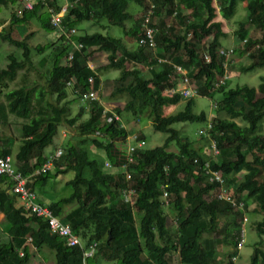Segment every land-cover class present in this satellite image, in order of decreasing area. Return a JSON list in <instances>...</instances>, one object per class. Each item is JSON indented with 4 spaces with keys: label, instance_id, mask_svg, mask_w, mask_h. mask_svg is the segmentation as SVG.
<instances>
[{
    "label": "trees",
    "instance_id": "obj_1",
    "mask_svg": "<svg viewBox=\"0 0 264 264\" xmlns=\"http://www.w3.org/2000/svg\"><path fill=\"white\" fill-rule=\"evenodd\" d=\"M14 1L17 0H0V3ZM134 1L142 7V12L150 2L154 4L150 23L157 29L155 48L137 44L136 50L130 51L120 37L95 31L94 42L106 52V61L100 62L97 56L86 53L83 41L88 36H78L75 24L93 16L97 19L106 18L110 24L121 26L132 19L133 23L124 32L137 39L141 33L142 15L133 17L127 10L128 0H77L69 7L63 22L66 28H76L72 38L81 42L82 46L74 49L72 58L66 61L70 43L64 34L58 33L54 40L49 41L46 46L50 48L52 64L44 73L45 82L49 88L48 94L54 93L56 99L62 98L67 91L73 94L75 88L83 92L93 87L99 93V69H120L115 92L126 91L130 98L124 106L116 104L112 110L121 113L124 108L131 109L138 93H141V104L148 107L154 127L167 134L164 142L137 150L136 162L130 166L133 168V178L128 181L123 173L104 171L100 159L89 153V145L104 149L105 154L114 159L115 143L118 146L119 142L125 140L134 131L137 122L129 120L131 125L127 122L125 127L114 119L107 120L110 112L102 114L105 104L100 94L99 99L80 102L81 113L87 115L79 122L76 117L68 115V101L59 105L46 98L51 114L21 124L22 136L15 154V166L28 175L26 186L35 191L41 202L43 198L40 192L46 190L44 187L50 176L74 171L73 177L64 182L72 188L71 192L45 203L64 222L70 224L73 232L80 237L82 246L66 244L62 236L51 231L46 219L17 203V193L9 189L11 180L3 175L0 177V210L8 221L5 230L9 236L0 241V264H32L35 250L43 245L54 250L55 264H85L87 258L96 253L106 259H117L122 264H144L147 258L151 264H175L172 251H177L180 264H210L214 259L215 244L220 242L234 244V250L226 252L227 258L223 264H236L231 257L237 253L235 246L243 226L242 216L247 215L249 208L248 199L255 203L252 211L261 213V218L255 222V229L258 233H264V134L259 129L264 118V75L260 76L257 85L244 82L228 89L224 88L225 83L217 87L213 85L214 80L226 71L224 56L219 52L218 44L219 37L226 34L223 19L234 14L240 0ZM243 1H246V12L239 19L235 33L237 43L240 39L246 40L240 41L241 48L236 53H247L248 63L241 64L239 68L249 71L264 66V0ZM59 5L58 0H45V4L35 0L32 8L23 10L19 15L13 10L9 19L10 29L14 24L36 18L42 28L52 30L47 6L57 9ZM170 16L174 17L177 25L168 23L167 18ZM247 23L254 29L250 35ZM7 30L0 29V40L8 41L15 49L6 52L7 61L0 65V85L6 84V79L15 78L20 68L38 70L39 65L43 66L48 59L43 55L37 66L33 60V48L40 53L46 46L37 44L32 48L26 36L15 37ZM208 35H212V39L205 46L209 55L207 61L204 52L199 53L198 49L202 39ZM158 57H166L169 62L158 61ZM88 59L94 62V68L88 65ZM173 64L188 69L190 80L199 95L213 97L217 89L223 94L217 107L225 110L228 116L215 117L208 128L209 135L220 150L218 159L210 160V164L222 170L234 195L244 200L245 211L233 209L227 201L213 195L216 186L207 181L202 167L210 157L204 147L194 145L193 140L173 126L176 121H202L204 126L207 125L209 120L206 119V112L193 110L195 98L185 99L180 110L165 112L168 106L182 99L178 92H165L166 86L176 83ZM143 65L151 66L148 67L149 77L143 76ZM90 75L94 76L93 82L88 81ZM70 77H75L73 86L65 83ZM34 88L33 85L21 84L5 92L8 111L29 118ZM38 94L42 93L39 91ZM235 117L244 123H238ZM62 124L74 126L80 139H68L62 152L56 157L52 155L55 171L40 169L48 160L44 148L52 143ZM95 130H100L110 140L93 135ZM138 136L144 138L140 131ZM171 141L176 147H169ZM10 146L9 138L0 136V155L11 154ZM195 157L198 158L196 162ZM36 169L40 170L36 172ZM126 185L134 187L136 191L131 203L125 201L122 193ZM37 187L40 192L36 191ZM164 190L167 191L168 199L165 204L162 196ZM221 214L227 216V221L218 226ZM171 217L178 222L174 231L168 225ZM214 231L222 232L223 236L213 239L208 234ZM28 235L30 241L26 240ZM93 244V255L83 258V249ZM249 264H264V250L257 243Z\"/></svg>",
    "mask_w": 264,
    "mask_h": 264
},
{
    "label": "rangeland",
    "instance_id": "obj_2",
    "mask_svg": "<svg viewBox=\"0 0 264 264\" xmlns=\"http://www.w3.org/2000/svg\"><path fill=\"white\" fill-rule=\"evenodd\" d=\"M246 1H238L234 14L227 18L223 19V29L226 31V34L219 37L218 44L219 47H226L233 45L234 48L236 47V51H234L233 57L234 61L227 67L228 78L225 82L224 88L228 89L230 87H234L240 83H248L250 85H257L260 81V76L264 75V66L256 67L252 70L242 71L239 66L241 64H247L249 61V56L247 53L244 52L242 55H237V49L241 48L240 42H236V29L238 27L239 19L245 16L246 8H245ZM18 0L14 2H10L8 4H1L0 3V29L4 28L5 30H10L13 36L17 37H27V41L29 42L30 46L33 48L35 45H45L53 39V35L55 34L53 28L52 30L44 29L41 27L39 21L35 18H31L26 22L21 24H14L12 29H10V21L9 17L11 12L17 7ZM127 10L133 15V17H139L143 14L142 7L135 2L134 0H128L127 2ZM188 12L190 10H187ZM220 17V16H219ZM168 23H172L177 25L173 16L167 18ZM133 23L132 19H128L123 26L110 24L106 18L97 19L96 17L92 18H84L79 20L75 26L77 28V35L82 37L87 34L88 37L84 39L83 42L86 44V53H92L93 55L97 56L100 62L106 61V52L102 51L98 48L97 44L94 42L93 34L95 31H100L104 34H111L116 37H120L125 44V46L130 51H135L137 48V44L135 39H133L127 32L124 30L128 29L131 24ZM248 27V34H252L254 31L253 26L251 24H246ZM7 30V31H8ZM53 34V35H52ZM257 34H260L258 32ZM212 39V35H208L202 39L198 52H205L206 44L210 43ZM239 40V39H238ZM241 40V39H240ZM15 49L12 45L8 43V41L3 42L0 40V65H4L7 61L6 52ZM50 48L46 46V48L38 53L33 48V60L35 64L38 66L39 60L41 57L47 56V62L43 66L38 67V70L28 69V68H20L17 71V75L13 79H6V84L0 85L1 92H0V136L8 137L11 143V155L14 159L13 164L15 166L16 159L15 154L19 148L21 143V124L23 122L31 121V119L40 116H47L51 114V108L46 103V98L54 103H58L59 105L63 104L65 101L69 102V111L68 115L70 117H76L77 122L81 121L86 117V113H81V103L77 97H75L70 91L66 92L60 99H56V95L48 94V86L45 82L44 73L48 71L52 64V55L50 54ZM20 52V50L18 49ZM18 52V53H19ZM89 58V56H88ZM89 60V59H88ZM230 68V69H229ZM100 76H101V91H99L100 98L102 102L109 108L113 109L116 104H123L130 98V95L126 91L115 92V83L120 74V69L116 67H107L99 69ZM143 76L149 77L150 73L148 71L147 65H143ZM192 82V81H191ZM21 84H28L33 85L35 91L33 92L32 97V113L30 117H21L17 116L16 114L8 111L6 107V98L4 93L8 90L17 87ZM192 86H195L194 83H191ZM218 90V89H217ZM214 94L213 97L211 95H196L192 98H195L193 104L194 111H201L204 110L206 112V119L212 121L215 117H225L228 116L225 110L219 109L217 106L218 100L222 98V93L219 91ZM42 94L39 95L38 92ZM142 96L141 93H138V97L135 100L131 109L124 108L122 109V116L125 120V123L131 125L129 120L134 119L137 122V126L133 127V130L140 131L145 138V147L151 148L155 145L162 144L166 137V132L163 130L156 129L152 123V119L148 114V107L146 105H142ZM141 98V100L139 99ZM184 99H181L175 105L168 106L165 109L166 113H173L177 110H180L184 106ZM141 108V109H140ZM238 123L243 124L244 122L239 118H234ZM173 126L176 127L183 135L189 137V139L193 140L194 145L204 147L206 154L209 157H212L211 148L209 146L208 139L205 140L199 133V129L204 126L202 121H176L173 123ZM260 131L264 134V118L261 120ZM68 139L71 140H79L80 135L74 129V126L70 127L68 125L62 124L58 127V132L54 136L52 143L47 145L44 148V152L46 153V157H48L47 161H50L52 155H54L55 151L58 148H62L66 145ZM82 146L84 143H81ZM170 148L176 147L174 142L171 141L169 144ZM91 145H89V153L91 152ZM91 154V153H90ZM49 155V156H48ZM95 155V154H94ZM250 156V155H248ZM51 171H55V168L51 164L50 167ZM241 172H239L240 174ZM74 175L73 170H68L62 174H53L49 177L47 184L45 185L44 192H40L39 188H36L37 192H40V196L45 201H49L51 199H57L62 195H68L72 188L69 185H66L64 182L65 180L72 178ZM39 190V191H38ZM249 202V210L247 209V216L248 220L244 223V243L240 248L237 250V258L235 263L236 264H249L251 261L253 249L256 246V243L259 247L264 250V233H258L255 229V222L261 218L260 212L252 211V207H254L255 203L252 199H248ZM164 210H166L164 208ZM172 218L169 220L168 225L171 228V231H174L175 224L172 223ZM224 221H227V216L221 214L219 216V223L218 226H221ZM2 226L7 224L8 221H1ZM172 234V233H171ZM208 234V233H207ZM205 234V235H207ZM2 239L8 238L6 233L1 231ZM213 239L219 238L223 236L222 232L214 231L208 234ZM172 238V237H171ZM172 240V239H171ZM215 253L214 259L211 260L210 264H223L226 261V252L234 250V244L232 243H225L220 242L215 244ZM236 250V249H235ZM173 256V261L175 264H180L179 256L177 251L171 252ZM35 258L32 259V264H55L54 258V250L51 249L47 245H43L40 249L35 250ZM222 260H224L222 262ZM144 263V262H143ZM85 264H122L117 259H106L101 254L96 253L93 256L87 258ZM135 264H138L136 262ZM144 264H151V261L147 258V263Z\"/></svg>",
    "mask_w": 264,
    "mask_h": 264
},
{
    "label": "built area",
    "instance_id": "obj_3",
    "mask_svg": "<svg viewBox=\"0 0 264 264\" xmlns=\"http://www.w3.org/2000/svg\"><path fill=\"white\" fill-rule=\"evenodd\" d=\"M42 3L45 4V0H40ZM77 0L69 1L65 0L63 3H61L58 8L47 6V10L49 12V21L53 29L57 30L59 33L64 34L65 38L70 43V47L68 48V51L65 56V60L68 61L72 58L73 50L79 49L82 46V43L73 39L72 36L74 33H76V28L69 27L66 28L64 25V15L67 13L69 7L73 5ZM34 2L32 0H20V6H18L15 9V12L17 15L21 14L23 10L30 9L33 7ZM154 10V4L150 2L148 8L143 12L142 14V20H141V33L137 39H135L136 44L147 47L149 49H153L156 47V40H155V34H156V27L152 25L151 22V16ZM246 39L239 40V42H243ZM219 52L223 54L224 61L223 65L226 69V71L223 73V75H220L217 77V79L214 80L213 85L219 86L221 84H224L228 78L227 73V67L234 61V46H226V47H220ZM204 57L208 61L209 55L207 51L204 52ZM158 61H168L169 59L166 57H158ZM88 65L91 68H94V63L91 59L88 60ZM151 67V66H147ZM173 68L176 74V83L173 86H166L165 92L169 94H173L175 92H178L182 99H188L192 96L199 95L198 89L196 86L191 85V76H189V71L185 67H183L180 64H173ZM97 74V73H95ZM88 81L93 82L94 76L90 75L88 76ZM76 80L75 77H70L66 80L67 86H73L75 84ZM75 96L78 97L79 101L82 103H87L89 99H99V93L96 88L90 87L88 90L85 91H79L78 88L74 89ZM108 112H110V115L107 116V120L112 121L113 119L119 123L121 126H125V120L121 113L109 109L106 105L102 109V114L106 115ZM118 124V125H119ZM211 125V121H208L206 126H203L199 129V133L202 135H205L208 137L209 140V146L211 148V154L212 157L210 159H206L204 163L202 164V167L204 168V174L206 175L207 181L214 183L216 188L214 190L213 195L217 197L218 199H223L227 201L233 209L245 211V202L242 198H237L230 185L226 183L225 176L222 173V170L219 168H214L210 164V160H217L218 155L220 154L219 147L217 146L215 140L209 135L208 128ZM126 127V126H125ZM93 135L100 136L102 139H105L109 141V138H106L103 136V134L100 132V130H95ZM115 142V141H114ZM145 145V138H140L138 136V131H131L125 138V140L118 143V146L115 143V153H114V159L109 158L105 154L104 149H100L94 145H91V155L98 157L102 163V168L106 172L111 173H123L125 176V179L128 181H131L133 178V168H131V164L136 162L135 160V154H137V150L143 149ZM62 152V148H58L57 151H55L54 155L55 157L58 156ZM13 157L11 154H5L0 155V177L5 175L7 176L11 182L12 185L9 189L16 192L19 199V204L24 205L25 208L31 210L36 216H41L44 219L47 220L49 223V227L52 232H55L63 237L64 241L68 245H79L82 246V242L80 237L73 232L71 226L69 223L64 222L60 216L56 215L51 207L47 205L45 202H41L37 199L36 193L34 190L29 189L26 186V181L28 175L23 174L16 166L13 164ZM194 161H198V158L195 157ZM51 160L45 162L40 169L49 168L51 165ZM40 169H36L35 171H39ZM122 193L124 196L125 201L132 202L131 198L136 193L135 188L131 186H124L122 188ZM163 203H168L167 199V191H163ZM247 221V215L244 214L241 219V223L243 226L240 228L239 233V239L237 241V244L235 246V249L238 250L244 243V223ZM172 224H175V227L177 226L178 222L176 218H172ZM27 241L31 240L30 235L27 236ZM22 254V250L19 251ZM94 253V244L93 246L89 247L88 249H83V258L93 255ZM237 258V253L233 254L231 257L232 262H235ZM232 264V263H229Z\"/></svg>",
    "mask_w": 264,
    "mask_h": 264
},
{
    "label": "crops",
    "instance_id": "obj_4",
    "mask_svg": "<svg viewBox=\"0 0 264 264\" xmlns=\"http://www.w3.org/2000/svg\"><path fill=\"white\" fill-rule=\"evenodd\" d=\"M33 2H35V0H32ZM65 0H58V3L59 4H61V3H63ZM18 6H20V0H18V5H17V7ZM16 7V8H17ZM15 8V9H16ZM15 9H14V11H15ZM10 17H11V15H10ZM10 17H9V19H10ZM36 19V18H35ZM38 20V19H37ZM39 21V20H38ZM42 27V26H41ZM54 30V32H55V34L53 35V39H51V40H54V38L58 35V31L57 30H55V29H53ZM93 62V61H92ZM94 63V62H93ZM6 185H3L2 187H5ZM43 202H46L45 200H43ZM17 203H19V199H18V201H17ZM1 221H5V217H4V212H2L1 210H0V231H2L3 233H6L7 235H8V232L5 230L6 229V225L7 224H4L3 226H2V223H1ZM1 227H3V229H1ZM1 234V233H0ZM1 237H0V241H2V240H6V239H2L3 237H2V235H0ZM9 236V235H8Z\"/></svg>",
    "mask_w": 264,
    "mask_h": 264
},
{
    "label": "clouds",
    "instance_id": "obj_5",
    "mask_svg": "<svg viewBox=\"0 0 264 264\" xmlns=\"http://www.w3.org/2000/svg\"><path fill=\"white\" fill-rule=\"evenodd\" d=\"M217 8H218V6H217ZM219 9V8H218ZM52 164V163H51Z\"/></svg>",
    "mask_w": 264,
    "mask_h": 264
},
{
    "label": "bare ground",
    "instance_id": "obj_6",
    "mask_svg": "<svg viewBox=\"0 0 264 264\" xmlns=\"http://www.w3.org/2000/svg\"><path fill=\"white\" fill-rule=\"evenodd\" d=\"M64 151V150H63Z\"/></svg>",
    "mask_w": 264,
    "mask_h": 264
}]
</instances>
